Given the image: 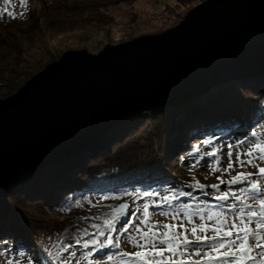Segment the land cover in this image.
I'll use <instances>...</instances> for the list:
<instances>
[{"label": "rangeland", "instance_id": "374dc122", "mask_svg": "<svg viewBox=\"0 0 264 264\" xmlns=\"http://www.w3.org/2000/svg\"><path fill=\"white\" fill-rule=\"evenodd\" d=\"M203 1L205 0H9L8 3H5V0H0V47L18 38L34 39L36 35H38L39 30L43 31L46 25L53 21L54 23H61V25L66 26L67 29L74 25V28H76L78 27L77 24H80V22L88 21L90 27L85 29L84 34L80 32L57 34L54 42L50 45V58L42 55L39 56V53L34 50L29 54L30 56L27 58V62L30 66L33 65V67H38L44 61L50 59V62H48L49 64L58 60L66 51L85 50L89 54L97 55L103 47L107 45H118L142 36L160 35L165 31L175 28L190 10ZM57 8L60 9V12L55 13L58 11ZM5 9L13 15L8 16L5 13ZM59 14L60 16L58 17L57 15ZM74 35H77V39H74ZM37 57L41 59L36 61L35 58ZM260 58L258 61L252 59L248 69L250 70V68L252 69L254 67L264 72V60H262L264 57ZM37 63L39 64L36 65ZM48 64H45V66ZM45 66H43L42 69ZM38 72H33L32 76ZM249 72L250 71L246 72V74ZM241 73H243V70L237 69L236 74H233L236 75L235 78H237L242 76ZM233 74L231 76L234 77ZM225 78L222 81L218 80L212 83L211 86H209L210 81L203 83L200 85L199 89H197L196 93L190 95L191 97L175 105L177 107L180 105L183 106L186 102L199 98L197 101L199 104L201 102L212 111L217 110L218 114L208 115L203 113L197 115L196 118H192V120H194L193 126H197L206 120L216 119L222 124H227V126L233 123L234 126H236L235 131L227 133V130H230V128L226 125L223 126L222 129H218L219 133H217V138L214 142L207 146L199 139L191 137L190 141L188 140L185 142V145L188 148L191 147L190 151L195 148H192L193 144L196 146L198 152L195 157L189 156L188 153L185 154L183 152L175 153L170 157L164 155V157L160 158L155 155V150L158 148L153 147L156 143L153 141V135L149 128L151 126L150 121L146 119L144 122L145 124H143L144 128L140 130V137H135V135H133L131 138H136L134 140L137 142L135 145L140 150V160L137 161L138 164H146L149 159L155 157L156 165H161L162 168H172L171 175L174 177H172V180L166 182L158 191L161 195V199H154L153 203H151L150 198H142L137 201L133 200L130 204L125 203V211L127 213L125 219L120 221L118 229L115 230L114 233L110 231L108 237L104 239L102 237L103 242L101 245H104L102 247L104 249L100 250V248H98L99 245L89 249L88 247L85 248L83 245H78L77 247L70 243L67 248H63V252L59 256L57 253H51V264H121L122 259L126 260L129 258L121 257L120 253H133L139 251L129 240V237L139 238L137 228L141 231H146L149 227L163 230L164 224H176L178 227L173 231L177 236L183 232L184 236L194 241L195 237L191 233L193 227L197 228V235H215L212 229L216 226L217 218L214 217L213 220H209L208 215L210 213H219L221 217L229 222L234 219L233 210L230 209V205H237L236 210L238 211L239 202L235 201L233 193L235 195H240L238 189L248 188L249 184L248 182L243 184H228L227 181L238 172L253 173L251 179L260 180L261 177L255 175V173L258 172L259 167H264V162L261 161H255V165H246L244 167H239L235 164L237 152L241 153V160H246L248 158L244 156L243 153L251 143L257 140L264 143V109L260 111L256 110L255 114L242 110V108L245 109L243 107L244 104L254 102L256 99L258 100L257 107H264L260 105V103L264 102V74L263 76L262 74H253V76L242 80H229L227 78L225 80ZM224 86L234 87V91L231 93L232 96L228 95L230 105L229 103H225L226 101L221 102L216 98V95L221 89H224ZM14 93H11L10 88L4 84L0 86V99H4ZM224 115L226 116L225 118L223 117ZM212 116H214V118ZM252 121L254 122L252 123ZM146 127L149 128V132L145 130ZM133 129L134 127L127 132L130 133ZM108 132L109 130L105 133L101 132L97 134L96 137L93 136V139H87L86 143H83V146L80 144L77 147L74 154L82 153L88 158L86 154H89L90 151L103 149L108 138ZM253 132L257 134L255 137L251 135ZM177 133V131H174L173 135H177ZM126 134L127 133H125V136ZM245 137H248V140H245ZM117 141L116 139L113 143ZM238 141H244V143L239 144ZM146 143H150L152 148L155 149L151 151L149 147L146 146ZM230 145L232 147H229ZM213 151L216 153L215 156L207 155ZM230 151L232 152L231 158L233 160V168L228 172H224L223 169L227 167L228 153ZM67 158H69V156L61 159L65 161ZM179 158L185 159V161L181 163L178 161ZM217 159L219 160L217 167L220 170L211 172L210 165ZM50 164L51 163L46 164L41 169ZM86 165H89V158L80 166L84 168ZM37 172L34 174H37ZM33 175L31 176L33 177ZM67 177H69V175H66L63 179L68 181V179H66ZM217 177H220L226 183L221 184L220 181L217 180ZM53 180L54 179H52V183H56V181ZM177 181L184 185V189L174 192L175 188L172 185ZM197 184L204 185V188H199ZM213 184H218L219 188L210 187V185ZM15 187L5 191L0 197L9 196L10 192L15 189ZM224 192L229 193L227 200H217L215 198ZM181 193H185V195H181ZM165 196L170 197V199L165 201L163 199ZM171 197H174V199ZM262 198H264V196H262ZM244 202L246 204L254 203L251 198ZM107 206L106 204L100 203L95 206V210L97 212L99 210L101 211V209H109ZM37 207L40 209L36 211L40 212V216H43V207ZM145 208L148 210V222L142 223L144 220ZM34 211L35 210L32 211L31 208H28L26 210L27 217L31 219L38 218V214ZM44 215L49 220L62 221L65 219L70 220L72 224L77 219L75 214L61 215L58 212H54L49 207L45 208ZM4 217L8 219L7 221L11 222L14 220L15 215L5 213ZM98 219L101 220L100 217H98ZM129 219L132 223L127 225V231L125 232V222ZM78 221H76V223ZM201 223L209 226L204 233L199 231L198 226ZM180 224H183L184 227L180 228ZM33 226H37L35 221L33 222ZM35 227H33V229ZM25 231L28 233V229ZM101 233L103 232H100V234ZM20 236L21 239H27V241H29L30 237L25 238L23 234H19V231L12 230L10 224L9 226H0V264H9V261H11L12 264H39L40 259L38 258L37 251L39 250V252H41V250L39 247L35 246L34 243L32 244V241L26 245L25 252L15 249L14 245H16V240L17 238L20 239ZM117 237L120 238L118 248L111 245L106 247L107 245L105 242L108 238H112L115 244ZM183 238L184 237H180L181 240ZM32 239L30 238V240ZM45 251H47V249H45ZM179 251L182 252L183 255H178L174 257V259L182 260L184 264H194L197 259H200V257L195 256L194 253L199 251L203 254L209 251V249L206 243H200L199 245L190 244L188 246L180 244ZM109 255H112L114 259L109 261L107 259ZM169 255L170 253L165 252V256ZM252 255L256 256L257 259L255 261H250L248 264H257L259 260L258 250H254ZM189 256L191 257L190 260L188 259ZM44 263L50 264L46 258H44Z\"/></svg>", "mask_w": 264, "mask_h": 264}, {"label": "water", "instance_id": "95a60500", "mask_svg": "<svg viewBox=\"0 0 264 264\" xmlns=\"http://www.w3.org/2000/svg\"><path fill=\"white\" fill-rule=\"evenodd\" d=\"M263 56L264 0H205L160 35L66 51L0 99V195L127 117L176 106Z\"/></svg>", "mask_w": 264, "mask_h": 264}, {"label": "trees", "instance_id": "16d2710c", "mask_svg": "<svg viewBox=\"0 0 264 264\" xmlns=\"http://www.w3.org/2000/svg\"><path fill=\"white\" fill-rule=\"evenodd\" d=\"M57 10L55 13L60 12V9L57 8ZM57 16L59 17L60 14ZM77 25L76 28L74 25L67 29L61 23L53 21L47 24L43 31L39 30L34 39L18 38L0 47V86L6 85L10 88L11 93L18 90L32 76L33 72L40 71L45 64L50 62L48 59L38 67L30 66L27 62L29 54L36 50L39 56L50 58V45L54 42L57 34L76 32L84 34L85 29L90 27L88 21L80 22ZM74 39H77V35H74ZM35 59L37 61L39 57ZM233 91V86H224L216 98L221 102L226 101L225 103L230 105L228 95L232 96ZM198 100L199 98L186 102L183 106L163 107L153 112L127 117L109 130L105 146L100 149L102 151L93 150L86 154L89 158V165L82 168L80 165L84 164L88 158L82 153L74 154V152L65 161L51 163L34 174L33 177L20 182L9 196L0 197V226H9L10 224L12 230L19 231V234H23L25 238H33L32 240L29 238L27 241V239H21V236L20 239L16 237L15 249L25 252L26 245L32 241V244L34 243L41 250V252L37 251L40 259L39 264H45L44 258L51 264V253H57L59 256L63 252V248H67L70 243L78 247V245L88 242L89 249L96 245H99L100 250L104 249L101 247L102 237L103 239L108 237L110 231L114 233L118 229L120 221H123L127 214L124 211L115 215L110 210L120 204H130L131 201L142 198H150L151 203L154 202V199H161L158 191L174 177L171 175L172 168H162L161 165H156L155 157L149 159L146 164H138L140 150L134 140L135 137H140V130L144 128L145 120L150 121L149 128L153 135V141L156 143L153 147L159 149L155 150V155L160 158L164 155L170 157L175 153L183 152L195 157L198 152L196 146L193 144L192 148H195L190 151L191 147L188 148L185 142L190 141L192 137L204 142L205 146L212 144L217 138L218 129H222L226 125L213 124L216 119H211L193 126L192 118H196L197 115L218 114L217 110L212 111L201 102L199 104ZM263 104L264 102L260 103L264 106ZM257 105L258 100L256 99L254 102L244 104L245 109L242 108V110L255 114L256 110L264 109ZM212 117L214 118V116ZM133 127L134 129L128 133L127 131ZM149 128L146 127L145 130L149 132ZM228 128L227 133H230L235 131L236 127ZM174 131L178 132L177 135H173ZM125 133H127L126 136ZM133 135L135 137L131 138ZM116 139L118 141L115 144L113 142ZM146 146L151 151L155 149L150 143H146ZM178 161L182 163L185 159L179 158ZM66 175H69L66 178L68 181L63 179ZM52 179L56 183L53 184ZM172 186L175 188L174 192L184 189V185L178 181ZM144 193L149 194L144 195ZM100 203L108 205L109 209H101L96 212L95 206ZM37 206L43 207V216L39 215L40 208ZM46 207L61 215L75 214L76 221H79L77 223L74 221L72 224L70 220L65 219L62 221L49 220L44 215ZM28 208H31L32 211L35 210L38 218H28L26 213ZM10 210H14L13 212L16 213ZM5 213L15 215L14 220L7 221L8 219L4 217ZM114 217L116 220L113 226L107 227L104 221ZM33 220L37 223L36 227L33 226ZM33 227L35 228L33 229ZM27 229L28 233L25 231ZM100 232H103L102 236ZM92 241L96 243H91Z\"/></svg>", "mask_w": 264, "mask_h": 264}, {"label": "snow or ice", "instance_id": "6c2138e0", "mask_svg": "<svg viewBox=\"0 0 264 264\" xmlns=\"http://www.w3.org/2000/svg\"><path fill=\"white\" fill-rule=\"evenodd\" d=\"M9 0H5L8 3ZM5 13L8 16H12L11 12L5 9ZM255 137L257 134L253 132L251 134ZM248 140V137H245ZM239 144H243L244 141H238ZM229 147H232L231 145ZM209 156H215V151L208 153ZM248 159L241 160V153H236L235 164L239 167L246 165H255V161L264 162V143L257 140L251 143L247 150L243 153ZM232 152L228 153V164L223 169L224 172H228L233 168ZM199 162V161H198ZM197 162V163H198ZM219 160H215L210 165V171L216 172L220 169L217 167ZM253 173L238 172L235 176H232L228 184H243L248 182V188L238 189L240 195H234L235 201L239 202V209L237 205H230V209L233 210L234 219L229 222L228 220L221 217L219 213H210L208 215L209 220H213L216 217V226L212 229L215 235L212 236H201L197 235V228L191 229L192 235L195 237L194 241L189 240L184 233L181 232L179 236L174 233V229L178 226L176 224H164L163 230L154 229L149 227L146 231H141L137 228L139 238L129 237L130 243L139 249V251L133 253H120L121 257H128L129 259H122L121 264H184V261L174 259L178 255H183L179 251L180 244L188 246L190 244L199 245L200 243H206L209 251L203 254L199 251L194 253L195 256L200 257L194 264H245V261H255L257 258L253 256L254 250H258L259 260L257 264H264V167H259L258 172L255 175L261 177L260 180H252ZM217 180L221 184L226 183L220 177ZM199 188H204V185L197 184ZM212 188H219L218 184L210 185ZM149 193H144L148 195ZM185 195V193H181ZM229 193L224 192L216 196L217 200H227ZM243 197V198H242ZM174 199V197H171ZM251 198L253 204H246L244 201ZM168 201L170 197L165 196L163 198ZM125 205H121L124 208ZM116 218L105 220L104 223L107 227L111 228ZM148 222V210L144 209V220L142 223ZM132 221L129 219L125 222L124 231H127V225L131 224ZM254 226V227H253ZM180 228L184 225L180 224ZM199 231L204 233L209 227L208 225L201 223ZM103 235V233H101ZM180 237H184L182 240ZM119 237L116 238L115 244L112 238L106 240V245L113 247H119ZM210 242V243H209ZM91 243H96L92 241ZM85 248L88 247V242L83 245ZM104 245H101L103 247ZM159 246V247H158ZM165 252L170 253L169 256H165ZM109 261L113 260L114 257L109 255L107 257ZM190 260L191 257L189 256ZM9 264H12L9 261Z\"/></svg>", "mask_w": 264, "mask_h": 264}, {"label": "bare ground", "instance_id": "6f19581e", "mask_svg": "<svg viewBox=\"0 0 264 264\" xmlns=\"http://www.w3.org/2000/svg\"><path fill=\"white\" fill-rule=\"evenodd\" d=\"M258 57V56H257ZM264 57V56H263ZM262 60H264V59H262ZM250 63V62H249ZM249 63H247V65H244V66H239L238 68L241 70H243V73H241L242 74V76H240V77H237V78H235V76L236 75H234V74H236V70L234 71V77L233 76H231V75H229L228 77H226L227 79H239V80H242V79H245V78H248V77H251V76H253V74H255V75H259V74H262V76H263V74H264V72H262V71H260L261 69H257V68H250V70L248 69V66H249ZM246 69H248V70H246ZM248 71H250L248 74H246V72H248ZM255 72V73H254ZM250 74V75H249ZM226 78H225V80H226ZM220 81H222V80H220ZM225 85V84H224ZM204 87H206V86H204ZM169 107H176V106H169ZM216 108V107H215ZM224 118L226 117L225 115L223 116ZM216 123H219L220 125L222 124V123H220L218 120H216V121H214V123L213 124H216ZM207 126H209V125H207ZM225 126V125H224ZM226 126H227V124H226ZM228 127H236V126H234V124L233 123H230V124H228ZM241 127V126H240ZM81 146H83L82 144H81ZM100 151H102V150H100ZM72 153H74V148H72L71 150H70V152H65L63 155H62V157L63 158H66L68 155H66V154H69V157H71L72 156ZM71 154V155H70ZM88 154V153H87ZM65 155V156H64ZM59 157V156H58ZM62 158V159H63ZM62 159H55V160H53V161H51L50 163H52V162H60V161H62Z\"/></svg>", "mask_w": 264, "mask_h": 264}]
</instances>
